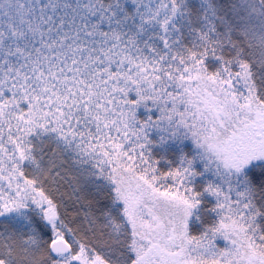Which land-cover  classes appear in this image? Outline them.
Here are the masks:
<instances>
[{
    "label": "snow or ice",
    "instance_id": "1",
    "mask_svg": "<svg viewBox=\"0 0 264 264\" xmlns=\"http://www.w3.org/2000/svg\"><path fill=\"white\" fill-rule=\"evenodd\" d=\"M0 264H264V0H0Z\"/></svg>",
    "mask_w": 264,
    "mask_h": 264
}]
</instances>
